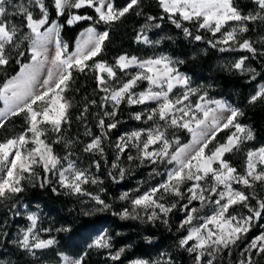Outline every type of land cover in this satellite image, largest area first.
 <instances>
[{"label": "snow or ice", "instance_id": "snow-or-ice-1", "mask_svg": "<svg viewBox=\"0 0 264 264\" xmlns=\"http://www.w3.org/2000/svg\"><path fill=\"white\" fill-rule=\"evenodd\" d=\"M251 3L254 7L244 13L236 0H155L158 12L151 15L144 12L142 0H127L123 6L117 0H0V73H4L0 77V205L9 209L11 218L25 217L27 222L12 243L32 256L52 251L58 243L50 236L53 228L41 226L40 212L21 211L27 207L20 204L21 194L39 187L76 197L87 206L82 209L84 216L111 211L121 220L159 223L171 231V216L182 212L175 229L181 233L177 250L186 253L191 264H264V230L249 235L257 227L264 229V145L249 146L255 133L240 122L244 113L210 96L205 86L194 85L181 70L183 59L163 51L146 57L124 53L110 63L101 55L112 29L134 14L144 17L134 37L137 44L155 49L171 40L155 38L162 22H167L190 42L238 54L227 70L257 81L264 76L249 61L264 60V35L256 40L245 34L264 32V0ZM80 22L91 26L79 33L72 50L62 31ZM13 64L18 71L8 75ZM89 74L99 101L84 97L78 105L76 120L83 124L87 139L77 140L68 135L73 122L71 94L79 92L74 87L79 77ZM257 102L264 103V85L249 98V104ZM127 108L135 109L131 119L141 126L120 134L119 116ZM90 116L98 132L89 127ZM17 121L19 130L9 134V123ZM106 140L115 150L112 171L107 173L114 182L140 167L150 168V179L159 177L147 187L140 181L122 193L120 210H112V204L89 190L103 184L95 172L102 167L100 160L108 164ZM237 153L245 156L241 169L228 158ZM81 154L87 156L89 166H84ZM122 159L128 167L121 165ZM5 225L0 222V228ZM55 231L67 233L71 228ZM127 247L114 250L113 236L107 232L88 245L106 252L105 264H124ZM87 256V252L60 254L59 259L62 264H87ZM127 264L179 261L162 251L155 258L131 259Z\"/></svg>", "mask_w": 264, "mask_h": 264}, {"label": "rangeland", "instance_id": "rangeland-1", "mask_svg": "<svg viewBox=\"0 0 264 264\" xmlns=\"http://www.w3.org/2000/svg\"><path fill=\"white\" fill-rule=\"evenodd\" d=\"M155 1V0H153ZM236 3L239 4L240 10L244 13H247L250 11L254 6L251 3V0H236ZM120 6V5H119ZM89 27V26H88ZM85 30V29H84ZM82 30V31H84ZM81 31V32H82ZM247 37H250V32L245 34ZM264 35V32H261L258 30V35L255 38L256 40H259V36ZM161 36H166L163 32H160L159 35L155 38H159ZM79 38V35L77 39ZM252 38V37H251ZM76 39V40H77ZM164 42V41H163ZM163 42L157 46L155 49H149L145 48L142 45L137 44L136 42V51L138 53L139 57H146V56H152L154 54H159L161 51H163L166 54L171 55L165 46L163 45ZM75 43L73 46L74 50ZM143 47V48H140ZM257 47H259V44H257ZM130 55V54H129ZM175 58H179L176 56H173ZM180 59V58H179ZM182 59V58H181ZM237 58H220L217 61L218 67L223 69L226 73L231 75H238L242 76L239 73L233 71L227 70V65L233 60ZM250 63V61H249ZM187 66L186 63L183 64V66ZM251 65V63H250ZM182 66V65H181ZM252 66V65H251ZM253 67V66H252ZM9 69V68H8ZM7 69V73H8ZM4 73H0V77H2ZM190 76V75H189ZM193 79V83L203 85L207 88L209 95L212 96L215 99L224 100L227 103L231 104L233 107H235L230 101H228L225 96H228L225 93H220L216 90L214 87V84L209 83V80L204 77L200 76H191ZM264 85V81L258 83L255 88L250 92L248 96V101L246 105H249V98L251 95L254 94V92L258 89L259 86ZM98 96V95H97ZM232 98L235 100L237 104H240L241 102L237 99V96L234 94H231ZM256 104L264 106V103L257 102ZM0 107H3V102H0ZM237 108V107H236ZM135 109L127 108L125 111H123L120 116V125H119V132L120 134H123L126 131H131L137 127H140L141 125L136 122L135 120L131 119V114ZM240 122L242 124L248 125L244 122H242L243 117H240ZM81 123V122H79ZM89 127L92 128L94 132H96V120L94 117H89L87 121ZM249 126V125H248ZM11 128L8 129V133L11 134L13 131L19 130V122H16L15 125H11ZM74 133L71 136L73 139L81 140V139H87V137L84 136V126L81 123L79 127H76ZM117 133L114 131L112 133V139H116ZM186 142V140L184 141ZM112 141H110L111 145ZM259 145H264V142L256 138L254 142H249V146L251 147H258ZM57 151H61V147L57 146ZM77 152H79V149H77ZM107 152V149H106ZM105 152L108 158V165L109 170L111 169V161L114 158L115 150L110 147L108 150V154ZM82 159L84 162V166H89L88 158L85 154H81ZM231 161V163L236 166L238 169H241L244 165L245 156L243 153H237L235 155H230L228 157ZM96 159H100L99 157H96ZM121 165L124 167H128V163L125 160H121ZM95 171V169H93ZM150 172V168L140 167L132 170L130 176H126V178L122 181H120L118 187L116 190H112L110 188V182L109 177L106 176V173L100 169L99 171H96L95 174L100 177L101 180H103L102 185H92L89 186V190L96 192L100 194L108 203L112 204V210H120L122 206H124V202L119 199L120 195L126 191H130L132 188H134L138 182L145 181L144 187H147L149 183H155L156 180L159 179L157 177L156 179H150L148 173ZM102 187L104 189L103 192H99V188ZM38 187H29L26 192L21 194V205H26V208H21L22 212H32V211H38L41 214V226L42 227H52L53 231L50 234V236H54L58 243L54 246V249L52 251H44V252H37L36 256H32L25 251L19 249L16 244L12 243L16 239V236L18 234L20 227H26V218L21 217L18 219L11 218V213L9 212V209L3 205H0V222H6V225L2 228H0V233L6 231L8 235L5 237L3 235H0V264H62V261L59 259L60 254L74 256L75 254H83L84 252L88 253V256L86 257L87 264H105V261L107 260V254L102 253L96 249H89L88 245L99 235L107 232L109 235L113 236V244H114V250L130 246L126 248V258L124 260V264H127L128 260L131 259H151L155 258L160 252L167 251L170 253H173L177 260L178 255H183L185 259L188 261L189 264H191L190 257L179 250H177V239L181 235V233H178L175 231L180 219L183 216L182 212L176 211L171 216V219L169 221V225L172 229V236L171 241L172 243H166V242H160L159 239V231H164L169 226H165L163 224H156L152 225L149 223H144L141 221H132V220H121L119 217L114 216L111 214V211L108 212H101L97 213L93 216H84L82 214V209L87 207L86 205H83L79 200H77L76 197L73 196H66L72 205L77 207L79 211V215L82 216L83 219H87L85 223H88V228L81 230L79 228L78 230L75 229V227L71 224V222H68L66 219H64V216H57L52 214L53 210L47 209L43 202L38 200L28 201V199H31L29 197V193L36 190ZM261 195H264V190H261ZM61 226H68L71 228V232H59L57 233L55 231L56 228H59ZM264 229H260L257 227L253 230L252 233L249 235H256L260 231ZM119 233V235H116ZM153 233L154 235H151ZM49 234L42 233V237L48 236ZM151 240V243L148 241ZM158 241V242H157ZM53 251L55 252V255H53ZM179 261V260H178ZM108 264H111L109 261Z\"/></svg>", "mask_w": 264, "mask_h": 264}, {"label": "trees", "instance_id": "trees-1", "mask_svg": "<svg viewBox=\"0 0 264 264\" xmlns=\"http://www.w3.org/2000/svg\"><path fill=\"white\" fill-rule=\"evenodd\" d=\"M126 2L127 0H117V4L120 6H123ZM237 5L240 8L239 4ZM142 6L144 12L147 14L155 15L158 12V9L155 6V1L153 0H142ZM87 14H92V12L88 10ZM143 20V16L137 17L134 14H129L122 23L113 28L110 32V41L106 44V50L101 54L102 57L112 63L114 62L115 57L124 53L138 55L134 37L140 29ZM88 26H91V22H80L72 27L65 26L62 31V37L73 49L79 33ZM160 32H163L166 36L172 37L171 40H164L163 45L172 56L179 57L180 59L182 58L185 61L187 66H180L181 70L190 76H202L207 78L209 83L214 84L217 91L227 94L228 96H225V98L244 113L242 116V122L248 124L253 129L256 138L264 142V106L262 107V105L259 104L246 105L250 92L258 83L264 81V78L258 76L257 81H251L246 76L226 73L223 69L218 67L217 61L220 58H238V54L220 53L209 48L208 45L203 42H190L183 36L180 30L175 29L174 26L167 22H162V29L159 30V33ZM257 35L258 30L250 32V38L252 37L255 39ZM250 63L261 73L262 76H264V60H250ZM18 67V65L13 64L8 69L7 74L14 75L18 71ZM74 87L78 88L79 92L74 91L71 94L74 96L73 122L71 127L68 128V135H72L75 129H77L76 127H79L81 124L79 123L80 121L76 120V115H78L80 111L78 105H82L85 102L84 97H87L89 100L95 98L99 101V96L93 92L96 84L91 74L88 76H80ZM231 94L236 95L241 103L237 104ZM11 125L13 124L10 122L8 129L11 128ZM98 131L99 130L96 129V132ZM0 133H2V130H0ZM105 146L107 149L106 153L108 154L110 141L106 140ZM105 156L107 157L106 154ZM100 163L102 165V171L108 176L107 173L110 171L109 165H104L103 160H100ZM109 182V186L112 190H116L120 184L114 182L110 177ZM28 196L31 197L28 201H41L47 209L53 210L52 214L59 215L60 217L64 216L63 218L68 222H71L75 229L78 230L81 228V230H83L88 228V223H85L87 219H83L82 216L78 214L79 211L77 207L72 205L65 195H56L53 194L50 189H41L38 187L36 190L30 192ZM151 235L154 234L151 233ZM171 236L172 230L170 231L168 227L164 231H159L158 241L172 243ZM177 257L179 264H189L183 255H178Z\"/></svg>", "mask_w": 264, "mask_h": 264}]
</instances>
